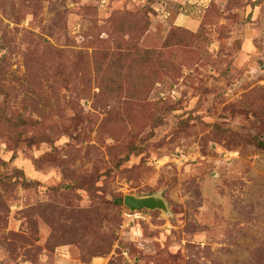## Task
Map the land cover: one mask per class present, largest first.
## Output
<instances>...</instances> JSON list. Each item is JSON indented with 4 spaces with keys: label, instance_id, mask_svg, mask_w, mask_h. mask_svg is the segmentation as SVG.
<instances>
[{
    "label": "rangeland",
    "instance_id": "rangeland-1",
    "mask_svg": "<svg viewBox=\"0 0 264 264\" xmlns=\"http://www.w3.org/2000/svg\"><path fill=\"white\" fill-rule=\"evenodd\" d=\"M255 139L264 0H0V264H264Z\"/></svg>",
    "mask_w": 264,
    "mask_h": 264
},
{
    "label": "water",
    "instance_id": "water-1",
    "mask_svg": "<svg viewBox=\"0 0 264 264\" xmlns=\"http://www.w3.org/2000/svg\"><path fill=\"white\" fill-rule=\"evenodd\" d=\"M123 205L131 212L140 210H160L163 212L167 211L165 201L162 198L153 196L137 198L131 195H126L123 198Z\"/></svg>",
    "mask_w": 264,
    "mask_h": 264
},
{
    "label": "trees",
    "instance_id": "trees-1",
    "mask_svg": "<svg viewBox=\"0 0 264 264\" xmlns=\"http://www.w3.org/2000/svg\"><path fill=\"white\" fill-rule=\"evenodd\" d=\"M255 145L261 149L262 151H264V141H261L259 139H255ZM118 203H121L120 201Z\"/></svg>",
    "mask_w": 264,
    "mask_h": 264
}]
</instances>
